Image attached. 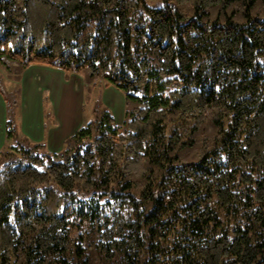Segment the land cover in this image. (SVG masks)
<instances>
[{"label":"trees","instance_id":"1","mask_svg":"<svg viewBox=\"0 0 264 264\" xmlns=\"http://www.w3.org/2000/svg\"><path fill=\"white\" fill-rule=\"evenodd\" d=\"M163 1L0 0V66L126 99L55 152L8 119L0 264H264V0Z\"/></svg>","mask_w":264,"mask_h":264},{"label":"crops","instance_id":"2","mask_svg":"<svg viewBox=\"0 0 264 264\" xmlns=\"http://www.w3.org/2000/svg\"><path fill=\"white\" fill-rule=\"evenodd\" d=\"M9 85L15 87V108L10 112L8 101L0 90V151L8 143V119H12L18 143H43L49 151H60L66 139L87 121L85 115L88 82L82 73L32 64L10 74ZM101 101L118 124L125 119V95L114 86L101 90Z\"/></svg>","mask_w":264,"mask_h":264},{"label":"rangeland","instance_id":"3","mask_svg":"<svg viewBox=\"0 0 264 264\" xmlns=\"http://www.w3.org/2000/svg\"><path fill=\"white\" fill-rule=\"evenodd\" d=\"M144 1L151 7H161L164 4L163 0H144ZM13 66H11L10 69H6L5 67L0 66V90L8 101V104L10 106L9 107L10 112H12L13 109L15 108L16 102L14 101L15 94H13L14 93L13 90H15L13 88L15 87L14 86L11 87V85H9L8 82L14 80V78L10 77V74L19 72L18 67L17 66L13 67ZM90 84L88 83V87L86 89V100H85V115L87 119L86 121H90L92 119L97 118L100 115V113H102L105 109H108L101 101L102 86L100 85L94 86ZM213 131L214 129L211 126H209L208 132L211 134L213 133ZM21 159H22V154L18 152L16 149H12L9 155H7L2 160H0V168L5 163L19 161Z\"/></svg>","mask_w":264,"mask_h":264}]
</instances>
